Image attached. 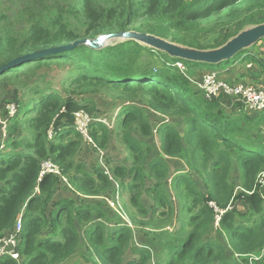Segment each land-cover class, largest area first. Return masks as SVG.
<instances>
[{"label": "trees", "instance_id": "trees-1", "mask_svg": "<svg viewBox=\"0 0 264 264\" xmlns=\"http://www.w3.org/2000/svg\"><path fill=\"white\" fill-rule=\"evenodd\" d=\"M47 1L23 0L16 18L0 13V68L36 51L128 30L171 38L199 50L215 49L225 44L244 24L264 23V0H70L66 5L61 0H50L51 5H46ZM211 20H221L226 26L225 34L222 29H217L215 42L203 45L195 35L202 23ZM17 24L27 25L19 30ZM187 36L193 37L194 41L187 42ZM132 45L136 49H131ZM241 54L239 58L233 56V60H224L219 65L225 67L224 63L228 61L229 64L261 63L251 48L243 49ZM164 55L161 64L155 66L150 62L162 59L159 52L134 40L102 49L82 45L74 51L36 57L0 74L3 114L9 115L10 104H15L17 109L6 127L7 148L2 151L3 144H0V239L16 233L20 218L24 226L16 248L20 260L0 258V264L62 263L79 244L76 221L83 223L92 215H102L99 208L88 202L57 192L63 185L64 175H68V184L86 196L96 195L113 184L102 170L96 169V173L90 175L83 170V164L76 162L80 141L85 138L75 128L76 114L83 109L89 111L92 105H89L90 100L86 104L73 98L66 99L50 87L43 70L52 65H72L77 69V73L67 80L68 84L102 86L129 97L143 92L151 97L154 105L160 106L157 111L169 113L167 110L174 108L182 116L189 115V131L185 137L168 122H163L159 130L162 151L182 159L184 151L183 161L206 179L207 194L183 173L175 182L176 188L181 187L189 198L188 211L191 213L176 233L184 232L190 225L193 228L178 243L170 240L155 261L152 262V247L141 245L124 264H250L249 257L264 249V206L259 192H264V184L257 181L264 171V135L250 129L254 122L251 120L256 119L243 113L228 116L216 105L204 108L199 99L189 95L188 82L178 74L176 63L188 64L194 70L210 63ZM169 60L174 64H169ZM262 65L264 67V62ZM121 113L126 114L121 123L140 121L142 129L151 132L149 120L134 105L123 108ZM90 115L94 118L92 112ZM94 119L89 136L95 140L96 131L101 130L104 137L98 142L104 147L112 131L106 124L99 126L100 119ZM50 130L57 136L51 137ZM70 134L71 139H67ZM123 139L130 149L141 151L142 146L128 132H123ZM233 152L237 154L235 164ZM46 161L57 165L61 174L47 172L41 176ZM164 164L163 160L157 159L152 167ZM236 164L242 171L244 192L239 194L243 199L242 206L236 204L233 209H228L236 198V188L231 181ZM72 168L73 174L70 173ZM252 190L256 192L249 194ZM137 207L140 212H146L140 202ZM247 208V213H241ZM218 210L224 242L210 238ZM223 210L227 211L221 214ZM49 223L53 234L47 233L46 238H41ZM91 225L84 233L90 237L102 263L123 264L130 229L117 226L113 228V235L103 242L104 221H94L93 217ZM204 231L206 234L211 232L206 235ZM234 254L240 259L233 258Z\"/></svg>", "mask_w": 264, "mask_h": 264}, {"label": "rangeland", "instance_id": "rangeland-1", "mask_svg": "<svg viewBox=\"0 0 264 264\" xmlns=\"http://www.w3.org/2000/svg\"><path fill=\"white\" fill-rule=\"evenodd\" d=\"M61 2L66 5L69 4L70 0H61ZM22 4L23 0H0V13L4 12L9 14L11 18H16ZM46 5H51L50 0L46 2ZM257 24L259 23L249 22L244 24L236 32H233V35L230 36L227 42L240 34V32ZM26 25L27 24H17L16 28L22 30ZM231 26L234 30L233 25ZM199 27L200 28H198L195 36L196 39L200 38L203 45H212L215 42L214 34L217 29H222L223 34H225L226 28L221 20H211L206 23H202ZM103 35L106 34H101L96 38L83 39L92 41ZM181 35H185V32H181ZM160 38L183 48L187 47L190 50L197 49L190 47L188 44L176 42L171 38L161 36ZM83 39H78V42ZM185 39L189 43L194 41V38L190 36L185 37ZM130 40L134 39L127 37L123 39H114L109 42L100 39V48L102 49L118 42ZM134 41L143 44L148 49L159 52L162 59L159 62L158 60L150 62L152 65L157 66L158 64H161L163 58L165 57L164 54L169 55L171 58H175V56L170 55L164 50H159L138 40ZM84 46L86 45L84 44ZM130 48L136 49V46L132 45ZM76 49L77 48L72 50ZM209 49L211 48H206V50ZM253 52L258 60L264 62V40H262L261 45H256L254 47ZM242 54L240 51L235 56H238L239 58ZM229 60H233V58ZM168 62L169 64H174V62L170 60ZM220 63L221 62L210 63L205 65L206 68L198 67L196 70L192 69V66L181 62H177L176 66L179 68L178 74L188 82L186 88L190 89L189 95L199 99L204 108L216 105L217 108L224 110L228 116H236L230 109L238 104L234 99L236 97L223 92L218 95L209 94L201 86L203 84L200 82L201 78L207 75L210 71L218 73V80L227 81L228 84L232 83L230 85L238 84V80H229V76L221 71V67L223 66H220ZM228 64L229 61L228 63H224V66ZM43 71V74L47 75L45 78L46 82L50 83V87L57 89V91H59L66 99L73 98L86 104H88V101L90 100L91 102L89 105L92 106H89V111L94 114V118L100 119L101 123H99V126L102 123L109 124V130L112 131V134L108 137L105 146L102 147L100 146L98 140L103 139L104 133L98 129L96 131V138L93 140L89 136L90 126L84 125V129L81 132L87 139L84 138L85 141L83 139L80 141L77 155L75 157L76 162L78 164H83V170L88 172L90 175L95 174L96 169L102 170V173L107 175L110 181L112 180L113 184L110 187L101 190L96 195L86 196L83 192L76 190L74 185L67 183L70 182L68 175H64L61 179L63 185H60L57 190L58 193L62 192L63 196H67L74 200L77 198L82 199L84 202H88L92 206L99 208L102 215H92L83 223L76 221V225L80 233V239L78 241L79 244L75 248L74 253L68 259L59 264H103L93 243L90 242V237L84 233L86 229L91 228L93 217L94 221H96V219L104 221L105 232L102 234L103 242L107 237L113 235V228H116L117 226L124 225L130 229L129 231L131 232V237L128 241L129 245L126 248L123 264L126 259L133 256L132 253L135 248L141 245L152 247V255H154L152 262L155 261L158 259L159 254L164 250V248L168 247L167 245L170 240L174 239V242L178 243L181 239L185 238V235L191 232L193 228L190 225L184 232L180 234L176 233V231L182 228V221L184 219H188L189 215H191L188 211L189 198L183 194L181 187L176 188L175 186L178 175L183 173L185 176H190L196 186L207 194L208 188L205 177L183 161L186 155L184 151L181 153L183 159L172 154L168 155L162 151V134L159 130L160 125L163 122H168L176 127L185 137V134L189 131V115L182 116L181 114L175 112L177 109L174 110V108L167 110L169 113L159 112L157 110L160 106L154 105L155 102L151 99V97L143 92H139V94L137 93L136 97H129L112 92L108 88L102 86L87 84L78 86V83L68 84L67 80L72 75L77 73V69L72 65H52L50 68H45ZM44 85L45 84L43 83L42 86ZM10 88L14 89L13 85H11ZM1 99H3V91L2 96L0 97V100ZM7 104L9 103L7 102ZM130 105H134L136 109L141 111L140 114L149 120L152 126L150 133H146L142 129L140 121L133 123H128V121L125 123L120 122L126 118V114L121 113V110L123 108L128 109ZM8 110L9 115L4 116V106L0 105V144L2 143V146L5 147L2 150L7 148L5 144L6 135H8L6 127L10 123V118L16 114V105L10 104L8 106ZM12 110H15V112L10 114ZM238 110L243 114H247V111L244 110L243 107ZM85 111L89 112L86 109ZM114 113L116 114L114 116L115 118H111ZM84 117H88L90 119L93 118L91 115L80 114L76 117V121L78 119H83ZM256 124L257 128H251L252 126H250L252 132L260 131V133L264 134V121L257 122ZM124 131L132 135L139 145L142 146L141 151H135L128 147L123 139ZM27 133L28 131L25 132V134ZM50 136L55 137L57 136V133L50 130ZM67 136V139H71L70 137L72 134ZM1 152L2 151H0V153ZM233 156L235 164L238 162L236 152H233ZM157 159L163 160L165 164L154 168L152 165ZM73 172L74 169L72 168L70 173L73 174ZM241 172L242 171L238 165H234L233 173L231 174V181L236 188V198L233 206L231 207L232 209L236 204L242 206L243 199L239 197V194L244 192L241 185ZM259 178L260 177L258 176V182L260 181ZM139 202L144 205L146 212H140L137 207V203ZM210 205L214 207L211 202ZM247 212L248 208L247 210L245 209L241 211V213ZM220 226V224H215V228L213 229V231H217V233L213 236L218 239H221L223 236L225 237L224 232L219 229ZM47 233L53 234V227L50 223L43 232L44 235H41V238H46L48 236ZM204 233L206 234V231H204ZM233 258L236 260L240 259V257L236 254H234ZM168 260L169 257L166 261ZM249 260L250 264H259L262 262L264 260V249L251 255Z\"/></svg>", "mask_w": 264, "mask_h": 264}, {"label": "water", "instance_id": "water-1", "mask_svg": "<svg viewBox=\"0 0 264 264\" xmlns=\"http://www.w3.org/2000/svg\"><path fill=\"white\" fill-rule=\"evenodd\" d=\"M127 37L130 39L141 41L145 44H149L159 50H164L168 52L170 55L175 57H180L183 59L196 61V62L219 63L224 60L232 58L238 52L255 44L259 39L261 38L263 39L264 23H260L252 27H249L246 30L240 32V34H238L237 36L230 39L226 44L218 48L209 49V50H199V49L190 50L187 47L183 48L175 44L169 43L161 39L160 36L157 37L153 34L138 32L134 30L108 33L106 35L101 36L100 38H97L96 40L88 41L86 39H83L79 42L77 41L70 45H63L54 48L44 49L33 52L31 54L20 56L10 61L6 65L2 66L0 68V74L7 69L20 65L24 62L30 61L36 57L66 52L67 50L78 48L80 45H84V44L92 49H101L100 39L109 42L114 39H123Z\"/></svg>", "mask_w": 264, "mask_h": 264}, {"label": "built area", "instance_id": "built-area-1", "mask_svg": "<svg viewBox=\"0 0 264 264\" xmlns=\"http://www.w3.org/2000/svg\"><path fill=\"white\" fill-rule=\"evenodd\" d=\"M218 73L210 71L207 75L203 76L201 79L202 88L207 91L209 94L218 95L221 92L233 95L238 100L242 101L248 109L253 111H263L264 110V90L255 88L251 85H246L243 83H238L235 85L228 84L227 81L218 80ZM245 107V108H246ZM15 110L10 112L14 113ZM80 114L90 115L86 111L82 110L76 114V117ZM77 119V118H76ZM93 119L84 117L83 119H78L76 121V127L81 132L84 129V125H89L92 123ZM86 138V137H85ZM87 139V138H86ZM55 173L61 174L60 169L57 165L53 164L51 161H46L42 165V174L45 173ZM259 184H264V171L259 175ZM258 181V177H257ZM262 197L264 198V192L260 191ZM21 222L16 226V233L10 234L9 236L2 237L0 239V256H11L13 258H19V252L16 250L18 245L19 233L22 230Z\"/></svg>", "mask_w": 264, "mask_h": 264}, {"label": "crops", "instance_id": "crops-1", "mask_svg": "<svg viewBox=\"0 0 264 264\" xmlns=\"http://www.w3.org/2000/svg\"><path fill=\"white\" fill-rule=\"evenodd\" d=\"M262 40L264 39L257 41L255 44H253L252 46L248 48H251V50L254 51V47L256 45H261ZM221 68H222L221 71H223L227 76H229L228 78L229 80H235V81L238 80V83L251 85L255 88L264 90V67L262 65V62L259 64L252 63V62H244V63L234 62V63H231ZM234 99L236 100L238 104L233 106V108H230V109L236 116L239 115V113H242L238 110L242 106L243 109L247 111L248 115L256 119V120H251V121H254L250 124V126H252L251 128H257V124H256L257 121L258 122L264 121V110L263 111H253L251 109H248L242 101L238 100L237 98H234ZM215 233H217V231H213L210 238H213L218 241L219 240H222L223 242L225 241L224 236L221 239H218L217 237L213 236ZM259 264H264V260L260 262Z\"/></svg>", "mask_w": 264, "mask_h": 264}, {"label": "clouds", "instance_id": "clouds-1", "mask_svg": "<svg viewBox=\"0 0 264 264\" xmlns=\"http://www.w3.org/2000/svg\"><path fill=\"white\" fill-rule=\"evenodd\" d=\"M85 111V110H84ZM87 112V111H86ZM88 113V112H87ZM90 114V113H89ZM116 114L114 113V115L111 117V118H115L114 116H115ZM93 119V121H96L94 118H92ZM92 121V122H93ZM74 125H75V128L77 129V127H76V119H75V123H74ZM91 125V124H90ZM106 125H108L109 126V124H106ZM110 127V126H109ZM78 130V129H77ZM82 133V132H81ZM83 134V133H82ZM5 147H1V149H4ZM3 151V150H2ZM248 192V191H247ZM254 192H256V190H252L251 192H248L249 194H254ZM260 192V191H259ZM260 195H261V193H260ZM261 197H262V195H261ZM211 204L215 207V208H217V206H216V204L214 203V202H211ZM228 209H232L231 208V206H229V208ZM225 211H227V210H223V211H220L221 212V214H223ZM220 218H221V215H220V213H219V210H218V214L216 215V223L215 224H220ZM21 222V218L18 220V223H17V225L19 224ZM21 224H22V222H21ZM16 225V226H17ZM22 226H23V224H22ZM24 230V226L22 227V230H21V232L19 233V238H20V236L22 237V231ZM0 258H11V259H16V260H20V253H19V258L17 259V258H13V257H11V256H0Z\"/></svg>", "mask_w": 264, "mask_h": 264}]
</instances>
